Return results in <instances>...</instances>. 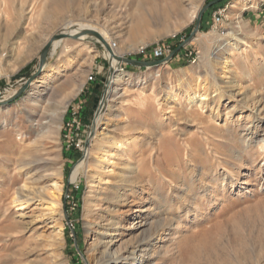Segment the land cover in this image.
I'll return each mask as SVG.
<instances>
[{
	"label": "rangeland",
	"instance_id": "rangeland-1",
	"mask_svg": "<svg viewBox=\"0 0 264 264\" xmlns=\"http://www.w3.org/2000/svg\"><path fill=\"white\" fill-rule=\"evenodd\" d=\"M191 3L0 0V100L69 22L152 60L132 48L185 43ZM56 41L0 105V264H103L105 229L130 256L114 264H264V0L210 7L160 66L111 72L95 35Z\"/></svg>",
	"mask_w": 264,
	"mask_h": 264
},
{
	"label": "bare ground",
	"instance_id": "bare-ground-1",
	"mask_svg": "<svg viewBox=\"0 0 264 264\" xmlns=\"http://www.w3.org/2000/svg\"><path fill=\"white\" fill-rule=\"evenodd\" d=\"M158 1V0H157ZM198 0H194V3H191L192 5H195V2H197ZM57 3V2H56ZM178 3V2H177ZM167 6V5H166ZM196 6V5H195ZM156 7V6H155ZM175 8V7H174ZM193 8H195L192 12H191V18H194V17H196L197 16V14H198V7L196 6V7H194L193 6ZM166 11V10H165ZM168 12L170 11V10H167ZM159 13V12H158ZM186 13V12H185ZM188 13V12H187ZM190 13V12H189ZM169 14L171 15V13L169 12ZM166 16V15H165ZM165 16H163V17H165ZM160 19V18H159ZM158 20V19H157ZM161 20V19H160ZM161 22V21H160ZM80 24V25H79ZM79 24H78V26H75L74 25V22L72 23V22H69L68 24H67V26H65V28H64V32H61L62 34H66V35H70V36H74L75 37V39H77V40H83V39H89L90 37H92V35H94V33L93 32H97V29L98 28H96L93 24H91V23H84V22H82V23H80L79 22ZM10 31V30H9ZM100 33V35H101V37L103 38V40H105L108 44H110V46H111V48H112V50H113V52L116 54V56H122V51L121 50H119L118 48H116V47H114L113 46V44H112V41H111V38H110V34L108 35L106 32H99ZM53 40V38L52 39H50V41H52ZM98 40H99V42L101 41L99 38H98ZM49 41V42H50ZM63 41V40H62ZM62 41H54L53 42V50H55L56 48H58V46L62 43ZM102 42V41H101ZM47 43V42H46ZM47 45V44H46ZM146 46H149V45H145V44H142V45H140V46H137V47H134V48H132V52H136L137 50H139V49H141L142 47H146ZM90 52H92V49H90ZM165 58V57H164ZM228 61V60H227ZM112 62H113V64H114V68L115 69H117V66H118V63H119V61L115 58V57H113L112 58ZM0 74H1V66H0ZM216 79V78H215ZM228 87V86H227ZM237 87V86H236ZM229 88V87H228ZM233 91H234V89L233 88H231L230 87V89L228 90V92L229 93H231V95L232 94H234L233 93ZM111 93H112V90H111V88H110V86H109V88H108V90H107V92H106V94H105V100L104 101H108L109 99H110V97H111ZM202 96V95H201ZM195 98V97H194ZM206 98H203V99H200L199 101H201V102H203L204 100H205ZM104 101H102V103L104 102ZM102 116V112L101 111H98L97 112V118H96V122L97 123H99V121L101 120V117ZM108 144V143H107ZM101 150V149H100ZM100 159V158H99ZM86 160L87 159H85V160H83V161H81V163H79L75 168H74V170H73V172H72V178L73 179H75V177L78 175V174H81V173H88V169L86 168ZM106 160V159H105ZM137 170H136V168H134V167H131V169H130V172L132 173V174H134V172H136ZM131 174V175H132ZM78 177V176H77ZM92 197V196H91ZM102 198V197H101ZM28 200V199H27ZM23 214V213H22ZM120 225H118L117 226V228L119 227ZM116 229V228H115ZM114 231H116V230H114ZM117 231H119V230H117ZM103 235L105 236V239L102 241V245H103V250L101 251V258H102V260L104 261L103 262V264H114V263H117L118 261H120V259H122V258H124V259H128V257H130V256H125V257H123L121 254H120V252L118 253V251H116V250H114V251H112V243H113V241H114V239H113V232L111 231V230H108V229H105V230H103ZM102 238H104V237H102ZM101 238V239H102ZM160 240H161V238H160ZM144 250V249H143ZM140 254H138V256H139ZM130 259V258H129ZM134 259V258H133ZM142 258L140 257L139 258V262H138V264L141 262V264H143V262L145 261H143V260H141ZM145 259V258H144Z\"/></svg>",
	"mask_w": 264,
	"mask_h": 264
},
{
	"label": "water",
	"instance_id": "water-1",
	"mask_svg": "<svg viewBox=\"0 0 264 264\" xmlns=\"http://www.w3.org/2000/svg\"><path fill=\"white\" fill-rule=\"evenodd\" d=\"M222 0H211L209 1L207 4H205L199 11L197 19H196V24H195V28L194 30L191 32L190 36L188 37V39L186 40L185 43L180 44L177 48H175L172 52H170L165 58L163 59H159V60H139V59H135V58H128L125 56H116V54L113 52L110 44H108L105 40H103V38L101 37L99 32H94L95 37L99 38L101 41V43L105 46L106 50L109 52V58H110V71L114 72L115 68L113 66L112 63V58L115 57L119 62H126V63H130V64H134V65H141V66H145V67H150V66H160L161 64L164 63H168L170 62L175 54L187 43L189 42L194 36L195 34L200 30L201 27V23H202V18L203 15L205 14V12L212 7L213 5L219 3ZM66 37H70V38H75L74 36H70V35H66V34H62V33H58L53 37V40L48 42L47 45L45 46L44 50L41 53L40 56V63H39V67L37 69V71L35 73H33L30 78L28 79L27 83L20 88V90H18L13 96L9 97L6 100H0V105H7L9 103H11L12 101H14L22 92H24L28 86L38 77L41 75V73L43 72V70L45 69L47 63H48V58H49V54L50 51L53 49V42L55 40H60Z\"/></svg>",
	"mask_w": 264,
	"mask_h": 264
},
{
	"label": "built area",
	"instance_id": "built-area-1",
	"mask_svg": "<svg viewBox=\"0 0 264 264\" xmlns=\"http://www.w3.org/2000/svg\"><path fill=\"white\" fill-rule=\"evenodd\" d=\"M223 16L224 14L221 10L214 12L213 18H214V24L216 26H218L219 24L223 22ZM112 44L114 47L117 46L116 42H112ZM171 51H172V48L170 47V45L157 43L151 46L142 47L141 49L133 53L142 54L144 56H147V54H150V58L152 60H159V59H163L164 57H166ZM89 79L92 80L93 76L90 75Z\"/></svg>",
	"mask_w": 264,
	"mask_h": 264
},
{
	"label": "crops",
	"instance_id": "crops-1",
	"mask_svg": "<svg viewBox=\"0 0 264 264\" xmlns=\"http://www.w3.org/2000/svg\"><path fill=\"white\" fill-rule=\"evenodd\" d=\"M261 11H262V10H261ZM261 13H262V12H261ZM94 68H97V69H99V70H98V72H101V71H102V69H103V67H102V66H100V65H99V66H94Z\"/></svg>",
	"mask_w": 264,
	"mask_h": 264
},
{
	"label": "trees",
	"instance_id": "trees-1",
	"mask_svg": "<svg viewBox=\"0 0 264 264\" xmlns=\"http://www.w3.org/2000/svg\"><path fill=\"white\" fill-rule=\"evenodd\" d=\"M213 6H214V5H213ZM213 6H212L211 8H213ZM99 88H100V85H99ZM99 88H98V87H95L96 90H97V89L99 90Z\"/></svg>",
	"mask_w": 264,
	"mask_h": 264
}]
</instances>
